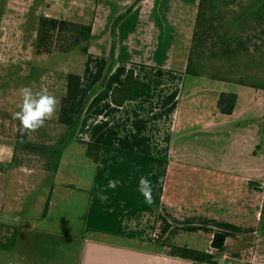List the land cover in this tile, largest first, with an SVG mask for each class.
I'll use <instances>...</instances> for the list:
<instances>
[{"label":"crops","instance_id":"obj_1","mask_svg":"<svg viewBox=\"0 0 264 264\" xmlns=\"http://www.w3.org/2000/svg\"><path fill=\"white\" fill-rule=\"evenodd\" d=\"M21 1L0 0L1 21L12 28ZM134 1L125 0L131 12L116 33L125 13L100 11L91 23L80 125L64 152L74 141L102 146L92 182L57 180L63 152L57 173L37 182L32 170L30 182L17 183L14 146L0 141V264H193L171 257V246L217 264H264V90L186 74L199 0ZM97 33L116 49L96 46ZM129 70L152 91L118 107L112 92ZM223 93L237 95L231 115L218 108ZM1 103L0 114L9 113ZM9 127L2 118L0 134ZM141 177L151 181V205ZM217 233L226 236L220 250L212 248Z\"/></svg>","mask_w":264,"mask_h":264},{"label":"trees","instance_id":"obj_2","mask_svg":"<svg viewBox=\"0 0 264 264\" xmlns=\"http://www.w3.org/2000/svg\"><path fill=\"white\" fill-rule=\"evenodd\" d=\"M245 2L246 0H199L186 67L187 75L264 90V0ZM130 12L131 9L118 18L114 28ZM91 41L92 26L42 16L39 19L34 53L69 54L78 49L86 56ZM81 84L80 75H67L66 94L61 99L59 111V123L66 127V134L58 142L35 143L28 140V135L22 138L19 133L17 136L15 149L39 157L43 161V169L49 174L57 173L64 149L75 138L79 128L76 109ZM151 91L149 84L139 81L135 72L129 70L122 86L114 88L112 102L121 107L127 102L147 96ZM236 102V94L223 93L218 100V108L222 114L231 115ZM84 144L86 156L97 162L102 146ZM49 200L50 198L45 212ZM225 242L226 236L217 233L213 237L212 248L220 250ZM169 248L171 257L188 260L193 264H217L211 254L186 247Z\"/></svg>","mask_w":264,"mask_h":264},{"label":"rangeland","instance_id":"obj_3","mask_svg":"<svg viewBox=\"0 0 264 264\" xmlns=\"http://www.w3.org/2000/svg\"><path fill=\"white\" fill-rule=\"evenodd\" d=\"M136 1L132 6H136ZM28 2L22 0L19 3L21 8L19 16L10 17L16 22L18 20L19 26L15 24L12 28L11 24L2 22L0 18V112L4 107L1 100L11 106L9 113L0 114V120L3 118L10 121V127L6 129L8 133L0 134V141L14 146V165L20 168L19 172H21V177L15 178L17 183L28 182V180L30 182L28 175L32 176V172L29 173L32 170L39 178L37 182L43 180L45 175L43 161L39 157H34L21 149H15L17 136L20 133L19 121L13 119V113L20 110L21 98L18 90L22 86H30L34 92L46 90L60 100L66 90V75H81L86 60V56L78 49L69 54L36 55L34 53L39 19L46 12L45 8L48 4L51 5L50 10L47 11L53 18L90 26L100 11L103 14L106 13L108 17H115L117 14L125 13L126 10L125 0H32V7H29ZM247 2L248 0L245 3ZM117 27L114 28L115 33ZM109 38V34L97 33L94 43L96 46L101 43L100 49L104 52L114 51L117 47L116 41L115 45L111 44ZM112 38H115L113 34ZM59 111L60 105L57 116L47 121L44 128L28 135V140L46 144L58 142L66 132V127L59 123ZM4 139H11V141ZM94 170L95 165L86 156L85 146L74 141L64 152L61 173L57 180L74 186L86 185L87 182H92Z\"/></svg>","mask_w":264,"mask_h":264},{"label":"clouds","instance_id":"obj_4","mask_svg":"<svg viewBox=\"0 0 264 264\" xmlns=\"http://www.w3.org/2000/svg\"><path fill=\"white\" fill-rule=\"evenodd\" d=\"M18 93L21 98L20 110L13 113V119L19 121V132L23 138L44 128L47 121L56 117L61 101L46 90L34 92L30 86H22ZM139 185V191L145 197L146 203L151 205L153 203L151 181L146 177H141ZM108 187L115 188L116 182L110 181ZM104 191L106 190L102 189L101 193H98L102 201L108 199L103 194Z\"/></svg>","mask_w":264,"mask_h":264}]
</instances>
